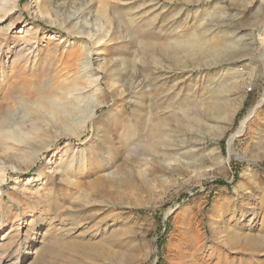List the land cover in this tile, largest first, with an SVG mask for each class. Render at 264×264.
I'll return each instance as SVG.
<instances>
[{
  "label": "rangeland",
  "instance_id": "1",
  "mask_svg": "<svg viewBox=\"0 0 264 264\" xmlns=\"http://www.w3.org/2000/svg\"><path fill=\"white\" fill-rule=\"evenodd\" d=\"M0 264H264V0H0Z\"/></svg>",
  "mask_w": 264,
  "mask_h": 264
},
{
  "label": "bare ground",
  "instance_id": "2",
  "mask_svg": "<svg viewBox=\"0 0 264 264\" xmlns=\"http://www.w3.org/2000/svg\"><path fill=\"white\" fill-rule=\"evenodd\" d=\"M24 56V55H23ZM23 85V84H22ZM26 94H28V95H31V90L30 91H26ZM53 113V112H52ZM59 117V116H58ZM249 118V117H248ZM248 118H245L243 121H241V123H240V126H239V129L237 130V132L235 133V134H233L230 138H229V141H228V145H229V148H230V145H231V143H232V140L234 139V137L235 136H237L242 130H243V128H244V126H245V124H246V121L248 120ZM57 120H59V119H57ZM230 150V149H229ZM229 153H230V151H229ZM52 164V158L49 156V160L46 162V163H44V166H48V165H51ZM30 214H28L27 215V218H30ZM64 220V219H63ZM67 221V220H66ZM60 222V221H59ZM58 221L54 224V225H52L51 226V229H53V231L54 230H59V226H60V223H59ZM62 223V222H61ZM55 228V229H54ZM43 229V226H39L37 229H36V232L31 236V237H29L27 240H26V243L24 244V246L22 247V250H25L27 247H29V245L32 243V242H34L35 240H36V235H37V233H38V231L39 230H42ZM60 229H61V227H60ZM61 230H63V228L61 229ZM58 232V231H57ZM58 235V234H57ZM61 235V234H60ZM59 237V236H58ZM52 238V242H53V244L54 245H57V244H59L60 242H59V240H58V238H56V237H51ZM61 241V240H60ZM63 241V240H62ZM60 244H62V243H60ZM68 245V247H69V249L70 250H75V249H79V248H81L82 246H84V243H82V242H71V243H69V244H67ZM246 247V246H245Z\"/></svg>",
  "mask_w": 264,
  "mask_h": 264
}]
</instances>
